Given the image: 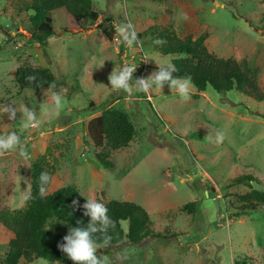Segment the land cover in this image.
<instances>
[{
  "label": "rangeland",
  "instance_id": "obj_1",
  "mask_svg": "<svg viewBox=\"0 0 264 264\" xmlns=\"http://www.w3.org/2000/svg\"><path fill=\"white\" fill-rule=\"evenodd\" d=\"M100 13L93 23L72 22L62 10L52 12L56 36L47 44L30 41L26 0H0V135L16 132L27 157L10 151L0 157V210H20L30 194L32 166L41 162L51 174L48 194L76 186L86 198L143 206L154 231L177 235L163 242L100 247L111 264H235L252 259L264 264V204L237 217L239 197L251 191L240 176L258 182L264 192V101L236 90L199 93L192 86L185 100L174 89L155 85L148 93L114 89L108 77L135 65L136 78H147L171 63L154 49L152 27L173 28L179 37L204 36L219 57L246 61L264 90V0H92ZM131 23L138 44L129 47L116 29ZM22 65L47 67L66 87L57 108L49 91H20L15 74ZM12 106L16 118L3 109ZM36 112L37 129L22 127L23 108ZM108 108L124 110L136 134L128 147L112 151L114 168L96 160L89 122ZM224 133L222 143L217 142ZM193 187L192 188H190ZM228 187V188H227ZM27 197V198H26ZM198 202L195 213L182 207ZM58 227L67 235L69 226ZM127 230V223H123ZM9 234L0 224V264ZM19 264H56L45 259Z\"/></svg>",
  "mask_w": 264,
  "mask_h": 264
},
{
  "label": "trees",
  "instance_id": "obj_2",
  "mask_svg": "<svg viewBox=\"0 0 264 264\" xmlns=\"http://www.w3.org/2000/svg\"><path fill=\"white\" fill-rule=\"evenodd\" d=\"M30 26L26 35L31 42L45 45L56 36L52 12L62 10L69 20L81 24L86 19L95 23L100 13L93 9L92 0H26ZM150 34L154 49L164 56H171L178 69L175 77L192 79V85L197 92L202 93L212 88L217 93L236 90L259 102L264 101V90L259 84L257 71L251 69L246 61L238 62L234 58L225 59L208 50L204 36L194 39L192 35L181 38L173 28L152 27ZM163 44H156V40ZM158 70V69H157ZM28 77H35L29 80ZM15 81L20 91H49L51 94L63 93L66 84L58 82L55 74L47 67L22 65L17 68ZM55 87H51V85ZM88 136L97 150L95 158L105 169H112L115 163L111 159L112 151L123 149L133 141L136 129L130 116L121 109L108 108L102 114L92 119L88 124ZM48 169L37 162L31 169L30 194L26 206L20 210H0V224L9 234L8 251L2 264H19L24 259L33 263L45 259L56 264H73L57 245L63 241L65 234L60 228H50L53 223H64L70 228L86 227L90 218L83 215V208L74 206L86 202V198L76 186H67L47 194L39 195V176ZM255 180L252 176H240L232 185L246 183L251 191L239 197L237 217L257 211L264 204V192L252 189ZM51 183V182H50ZM193 189V187L190 186ZM228 188V187H227ZM109 216L116 221V227L109 229L112 240L107 247L130 244H141L147 238H157L163 242L177 235L157 233L154 222L148 211L141 205L130 201L111 200L106 204ZM186 213H195L198 202H191L182 207ZM123 223H127V230ZM96 235H100L99 233ZM98 256H101L97 252ZM102 257V256H101ZM235 264H254L252 259H238Z\"/></svg>",
  "mask_w": 264,
  "mask_h": 264
},
{
  "label": "clouds",
  "instance_id": "obj_3",
  "mask_svg": "<svg viewBox=\"0 0 264 264\" xmlns=\"http://www.w3.org/2000/svg\"><path fill=\"white\" fill-rule=\"evenodd\" d=\"M116 33L123 43L131 47L138 44V35L134 26L129 22L120 25L116 29ZM156 44H163V40H156ZM135 65H125L119 72L113 70L108 77L110 85L117 90L123 89L125 92H131L133 86L139 91L148 93L155 85L159 89H163L165 85L174 88L179 95L187 100L190 98V88L192 79L187 77H175L174 73L178 71L174 64H167L166 66H158V70L153 72L147 78H136L135 85H133V74L136 70ZM29 80H35V77H28ZM55 87V85H51ZM52 99L55 101L57 108L64 103L61 95L53 93ZM5 113L9 114V119L16 118V109L12 106H7L3 109ZM40 120L37 118L36 112L28 107L23 108L22 127L24 129H37L40 126ZM224 140V133L219 132L217 135V142L222 143ZM19 151L23 157H27L24 147V141L16 132L0 135V157L4 156L10 151ZM52 177L47 172H42L39 176V195L43 198L48 194V186ZM27 198V197H26ZM86 202L81 206L78 201H73L74 206L82 207L83 215L90 218L86 227L69 228L68 234L63 237V241L57 245L62 253L73 262V264H111L107 256H98L97 252L100 247L109 246L112 237L109 235V229L116 227L114 221L108 214V208L102 202H98L94 198L85 199ZM100 235H96V234Z\"/></svg>",
  "mask_w": 264,
  "mask_h": 264
}]
</instances>
